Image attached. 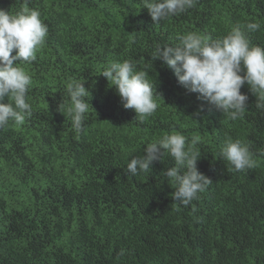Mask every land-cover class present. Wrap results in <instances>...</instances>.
<instances>
[{"label":"trees","instance_id":"obj_1","mask_svg":"<svg viewBox=\"0 0 264 264\" xmlns=\"http://www.w3.org/2000/svg\"><path fill=\"white\" fill-rule=\"evenodd\" d=\"M24 2L0 0V8L14 13ZM28 7L48 35L36 59L20 65L33 81L31 117L0 129V264H264V110L248 86L240 89L247 110L231 121L156 60L148 79L158 107L141 123L100 75L111 60L144 70L157 44L193 31L220 38L255 22L261 28L247 35L264 48V0H197L158 24L142 0H28ZM71 78L91 93L79 135L58 109L70 102ZM173 132L195 142L197 168L212 182L188 206L172 198L167 155L147 173L125 171L148 143ZM227 137L248 144L254 168L229 170L217 156Z\"/></svg>","mask_w":264,"mask_h":264},{"label":"clouds","instance_id":"obj_2","mask_svg":"<svg viewBox=\"0 0 264 264\" xmlns=\"http://www.w3.org/2000/svg\"><path fill=\"white\" fill-rule=\"evenodd\" d=\"M196 3L197 0H142L143 8L156 24L186 12ZM40 15L37 9L28 7V0L14 13L0 8V129L10 122L21 126L32 115L26 94L33 81L20 65L33 62L45 44L48 27ZM260 28L255 22L234 25L220 38L195 31L180 34L176 44H157L149 59L151 63L144 70H138L131 60H111L100 75L115 88L123 108L132 109L142 123L158 107L155 99L158 94L148 72L153 62L159 60L189 93H197L198 99L236 121L247 110L248 96L240 91L245 84L256 97V108L264 110V48L253 44L247 35ZM66 92L70 102L60 104L58 109L61 113L66 109L72 129L79 135L84 131L91 93L84 80L76 78L66 81ZM194 144H188L180 133L165 134L148 143L143 155L129 159L125 171L132 176L147 173L153 162H161L167 155L174 163L165 169L163 176L174 185L172 198L188 206L212 183L197 168L201 153ZM217 156L234 172L255 167L248 144L239 139L227 137Z\"/></svg>","mask_w":264,"mask_h":264}]
</instances>
